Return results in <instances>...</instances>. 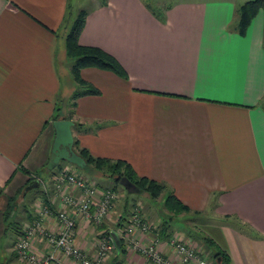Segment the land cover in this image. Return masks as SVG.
<instances>
[{"label":"crops","instance_id":"1","mask_svg":"<svg viewBox=\"0 0 264 264\" xmlns=\"http://www.w3.org/2000/svg\"><path fill=\"white\" fill-rule=\"evenodd\" d=\"M89 2L80 8L87 10L80 44L113 55L127 76L82 68V79L99 93L78 97L74 107L71 97L81 87L66 53L70 0H0V264L17 260L15 237L33 205L16 201L42 193L36 177L48 186L43 196L52 209L62 207L50 182L57 115L74 122L81 147L126 160L189 208L177 216L166 211L133 240L166 254L171 238L200 245L185 221L206 213L197 239L209 251L204 236L229 264H264V11L240 34L246 1ZM122 195L120 216L135 200ZM115 222L94 227L77 216L75 244L93 254L100 232L113 231ZM47 227L57 230L56 220ZM34 247L49 250L41 241ZM123 263L154 264L129 243Z\"/></svg>","mask_w":264,"mask_h":264},{"label":"built area","instance_id":"2","mask_svg":"<svg viewBox=\"0 0 264 264\" xmlns=\"http://www.w3.org/2000/svg\"><path fill=\"white\" fill-rule=\"evenodd\" d=\"M36 180L43 193L46 192L48 186L45 181L39 177ZM50 182L56 197L62 201V207L54 211L42 194L34 198L33 217L15 237L14 250L24 264H108L118 250L112 232H116L133 250L140 252L154 264H211V251L198 244L171 238L170 251L166 254L152 243L143 245L140 241L133 240L132 234L135 231L146 233L152 229L139 204L132 208L123 226L116 227L113 231L100 232L95 240L94 252L89 254L75 244L76 217H84L94 227L112 219L117 223L122 193L112 187L100 186L68 162L51 173ZM50 218L57 222L58 228L55 231L47 227ZM35 241L43 242L49 250H37L34 247Z\"/></svg>","mask_w":264,"mask_h":264},{"label":"trees","instance_id":"3","mask_svg":"<svg viewBox=\"0 0 264 264\" xmlns=\"http://www.w3.org/2000/svg\"><path fill=\"white\" fill-rule=\"evenodd\" d=\"M104 1V0H103ZM263 9L264 11V0H248L239 8V18L237 23V29L240 34H245L246 28H248L251 20L254 15H256L259 10ZM87 16V10H80L71 23V27L68 31L66 37V53L67 56L72 59L71 72L74 81L80 85V89L76 90L71 97L70 104L71 106L76 105V99L83 95L88 94H98L99 90L92 86L90 83L82 79L80 71L85 67H96L100 69L110 70L122 77H126L127 74L122 68L118 60L111 55L110 53L104 51L102 48L91 45H82L79 42V35L84 28L85 20ZM59 116H54V120H57ZM79 125V124H75ZM74 150L78 152L84 160H86L87 165L84 168H79L81 171L84 170L89 175H93V171L99 172L102 178L110 179L113 182V189L117 190L118 186H121L120 178L127 177L130 181L139 187L140 193H144L149 198L157 199L163 196V206L167 212L171 213L174 216L180 215L183 212H189L187 205H184L167 187L165 183L156 181L154 179L147 178L146 176H140L132 167V165L123 159H112L107 157L95 156L90 153V151L79 145V142L74 139ZM73 165V164H72ZM61 166V163L52 167V170H55ZM78 168V167H77ZM125 189L123 186H121ZM126 191V189H125ZM127 192V191H126ZM44 194L43 191L41 193ZM164 194H166L164 196ZM132 195H128L130 197ZM14 198H12V201ZM127 207L125 214H122L116 223V227L123 226L124 220L127 219L128 210L134 205L127 201ZM14 206V205H13ZM11 203L10 211H8V216L11 215ZM166 230V228L164 229ZM22 230L19 231L21 233ZM120 239V249L117 250L116 255L114 256L113 263H123L124 257L127 252V243ZM202 240L207 244L211 249V257L213 259V264H229V260L224 252H222L212 239L209 237H202ZM210 247V248H211Z\"/></svg>","mask_w":264,"mask_h":264},{"label":"rangeland","instance_id":"4","mask_svg":"<svg viewBox=\"0 0 264 264\" xmlns=\"http://www.w3.org/2000/svg\"><path fill=\"white\" fill-rule=\"evenodd\" d=\"M165 1L173 2L175 0H165ZM236 1L240 4V3H243V2H245L247 0H236ZM89 3H90L89 0H70V3L68 5V20H69L68 24L70 26L72 25L71 23H73V21L75 20L77 14H78V10H80V8L82 9V8L88 7ZM261 11H263V9H261ZM63 164H65V162ZM63 164H61V165H63ZM82 172H83L84 175L88 176L90 179L98 182V184L100 186H102V187H113V185H114L113 182L110 179L99 177L100 174L97 171H93L92 172L93 175L87 174L86 172H84V170ZM117 190L120 193H122V194H126L125 196L132 195V197H134L135 200L133 201L134 205L132 207L134 208L137 204L142 206L143 207L142 209H144L145 212L148 214V217H150L149 219H147L148 222L153 221L159 215L165 216V214L167 213L166 210L164 209V207H161L163 205L162 204V199L163 198H161V199L160 198L152 199V198H149V196H147L144 193H136V195L135 194H128L125 191V189H123L121 186H118ZM28 199H25V201H22V198L18 197L16 202L18 203V205L24 203V207H26V205H27V207H29V204H28V201H29L31 203V207H32L33 202L31 200H28ZM145 199H146V201H145ZM13 205H14V203H13ZM31 207H29V208H31ZM205 214H200V215L199 214H194V215L191 214L192 218L186 220L185 223H188L187 225L189 226L190 231L195 234L194 237H196V238L194 239V241L195 242H199V244L201 246H203V247H205V249H207L206 245L204 243H202L201 241H198V239H201L200 236H202L204 234V231L201 229L202 226L205 223L206 224L209 223L208 220L210 219V216L208 214H206V215ZM28 222L29 221H27L25 219L24 222L20 223L21 227L23 228V224L24 223L27 224ZM210 258H211V255H210ZM16 259L17 260L15 262H13V264H24L23 262H21L19 260L18 257ZM14 260H15V258H14ZM5 263L6 264H12V263H9V262H5ZM210 263L213 264V259L210 260Z\"/></svg>","mask_w":264,"mask_h":264},{"label":"water","instance_id":"5","mask_svg":"<svg viewBox=\"0 0 264 264\" xmlns=\"http://www.w3.org/2000/svg\"><path fill=\"white\" fill-rule=\"evenodd\" d=\"M74 122L70 119H57L53 121L55 129V137L52 144L51 161L54 166L61 161H65L75 165L78 168H84L87 165L86 160L78 152L74 150ZM36 183H38L36 181ZM121 186H123L128 194L140 193L139 187L130 181L127 177L120 178ZM117 249H120V239L116 232H112Z\"/></svg>","mask_w":264,"mask_h":264}]
</instances>
